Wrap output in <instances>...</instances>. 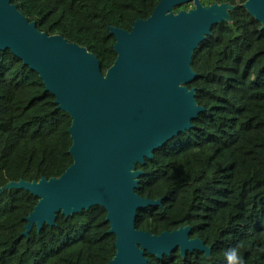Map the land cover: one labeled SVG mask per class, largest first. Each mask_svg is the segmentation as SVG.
I'll return each instance as SVG.
<instances>
[{"label":"trees","instance_id":"obj_1","mask_svg":"<svg viewBox=\"0 0 264 264\" xmlns=\"http://www.w3.org/2000/svg\"><path fill=\"white\" fill-rule=\"evenodd\" d=\"M247 0H200L230 4V22L213 25L193 51L197 75L186 84L204 108L153 152L135 193L157 206L137 211L135 229L151 235L191 229L209 255L178 250L148 264H228V249L240 246L245 264H264V30L243 7ZM160 0H10L47 36L77 44L99 62L101 73L116 60L109 27L129 32L148 19ZM194 9L183 5L173 10ZM38 74L10 50H0V189L10 183L59 178L73 163L71 118L59 110ZM39 198L23 189L0 194V264H108L116 253L101 206L53 227L22 236L25 218Z\"/></svg>","mask_w":264,"mask_h":264},{"label":"water","instance_id":"obj_2","mask_svg":"<svg viewBox=\"0 0 264 264\" xmlns=\"http://www.w3.org/2000/svg\"><path fill=\"white\" fill-rule=\"evenodd\" d=\"M189 4L195 6L192 11L173 12ZM216 5L160 0L152 15L135 21L129 32L109 27L117 57L103 75L84 48L39 32L10 0H0V50H10L37 73L57 108L71 118V166L57 179L20 181L0 189V194L23 189L39 198L25 218L22 236L33 228L53 227L58 213L68 218L101 206L115 236L116 253L108 264H148L146 254L161 259L176 250L182 257L194 251L209 255L199 239L190 238L189 227L159 235L135 229L137 211L160 204L135 193L142 174L135 167L190 130L204 110L185 85L197 76L190 67L193 51L213 25L230 22L233 6L217 5L228 15L221 19L213 12ZM243 7L264 30V0H247Z\"/></svg>","mask_w":264,"mask_h":264},{"label":"clouds","instance_id":"obj_3","mask_svg":"<svg viewBox=\"0 0 264 264\" xmlns=\"http://www.w3.org/2000/svg\"><path fill=\"white\" fill-rule=\"evenodd\" d=\"M239 245L233 248H230L226 252L228 264H245L243 256L239 252Z\"/></svg>","mask_w":264,"mask_h":264},{"label":"bare ground","instance_id":"obj_4","mask_svg":"<svg viewBox=\"0 0 264 264\" xmlns=\"http://www.w3.org/2000/svg\"><path fill=\"white\" fill-rule=\"evenodd\" d=\"M212 9H213V12L215 13V15H217L219 18H221V19H227L228 18L225 7H221V6L216 5Z\"/></svg>","mask_w":264,"mask_h":264},{"label":"rangeland","instance_id":"obj_5","mask_svg":"<svg viewBox=\"0 0 264 264\" xmlns=\"http://www.w3.org/2000/svg\"><path fill=\"white\" fill-rule=\"evenodd\" d=\"M191 5H193V4H191ZM193 6H194V5H193ZM194 8H195V6H194ZM191 11H192V10H191ZM191 11H190V12H191ZM183 12H184V11H183ZM188 13H189V12H188ZM182 86H183V85H182Z\"/></svg>","mask_w":264,"mask_h":264}]
</instances>
